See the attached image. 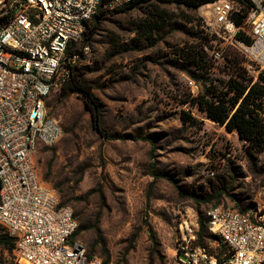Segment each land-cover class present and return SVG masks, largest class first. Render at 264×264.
<instances>
[{"label": "rangeland", "instance_id": "374dc122", "mask_svg": "<svg viewBox=\"0 0 264 264\" xmlns=\"http://www.w3.org/2000/svg\"><path fill=\"white\" fill-rule=\"evenodd\" d=\"M209 5L142 7L103 21L81 65L92 71L104 130L113 139L94 131L82 98L64 96L59 84L46 100L48 116L61 124L63 135L37 151V172L86 227L76 240L103 262L173 264L182 222L196 224L198 213L216 203L199 205L195 198L218 188L228 191L220 203L264 207V154L253 153L199 106L207 87L225 91L222 84L233 75L227 60L239 57L227 51L226 60L212 59L215 43L203 23ZM155 11L163 19L149 16ZM147 17L167 27L151 40L135 41L133 21ZM203 37L209 40L205 64L189 68L193 79L179 52L199 46ZM125 45L132 50L124 51ZM204 245L217 257L227 253L215 239L206 238ZM0 264H18L14 252L0 247Z\"/></svg>", "mask_w": 264, "mask_h": 264}, {"label": "built area", "instance_id": "2783aa9c", "mask_svg": "<svg viewBox=\"0 0 264 264\" xmlns=\"http://www.w3.org/2000/svg\"><path fill=\"white\" fill-rule=\"evenodd\" d=\"M100 1L0 0V228L13 240L18 264H105L89 258L74 239L79 225L72 207L61 205L34 162L41 147L63 135L61 124L48 116L46 100L69 45L82 41ZM249 1L240 25L236 20L243 14L232 0L211 3L203 23L215 43L212 59L236 52L252 87L264 73V0ZM205 217L227 253L217 257L198 245V223L185 220L173 264H264V207L242 214L220 203Z\"/></svg>", "mask_w": 264, "mask_h": 264}, {"label": "trees", "instance_id": "16d2710c", "mask_svg": "<svg viewBox=\"0 0 264 264\" xmlns=\"http://www.w3.org/2000/svg\"><path fill=\"white\" fill-rule=\"evenodd\" d=\"M115 1L116 0L100 1L97 13L88 23L82 41L79 43H71L66 51L65 59L67 62L63 65L65 74L60 75V70L59 75L54 79L55 87L59 84L60 91L64 96L77 95L82 98L85 108L92 116V126L94 131L107 140H111L113 137H110L104 130L102 107L94 94V82L89 78L92 71H90L88 67L81 65L82 61L86 59V54L90 51V45L93 42V39L98 35L103 21L111 14H127L130 11L142 7L157 8L160 6L176 5L184 6L191 10H197L217 0H130L128 3L114 5ZM232 1L237 4L243 14L236 20V23L240 25L244 15H246L247 11L250 9L251 3L249 0ZM109 7L117 9L109 12ZM149 16L163 19V16L157 12L156 15L153 14ZM132 26L134 34L139 37L135 41L151 40L155 33H159L167 27L165 22L160 23L157 20H152L148 17L133 21ZM242 39L247 42L249 41L246 38ZM203 41H200L199 46L191 45L187 50L183 49L179 52V56L184 63L189 64V66L184 68L186 72H189V68L192 67L198 69L204 68L205 59L202 53L203 48L208 44L209 40L206 37H203ZM129 47L130 46L125 45L122 48L124 51L128 52L129 50H132ZM199 47H201L200 50H198ZM236 55L239 56L238 54ZM224 59L226 60V58ZM227 65L233 75H230L229 80L222 84V90L225 91H218L215 87H207L205 95L200 99L197 98L199 100V106L202 112H204L210 120L220 126H224L228 132L237 133L241 140L249 144V148L253 153L257 155L264 154V73L259 77V82L250 87V81L241 67L240 56L238 59L232 58L229 59V61L227 60ZM190 74L191 78H196L191 71ZM183 120L185 122L188 121L186 117H183ZM153 176L155 179L165 178V176L156 173H154ZM167 180L171 181L170 179ZM174 186L178 189V186L175 184ZM227 194L228 191L226 189L218 188L211 195L195 198V201L199 205H205L216 201L214 204L216 205L220 204L221 197ZM61 205L68 204L61 202ZM234 207L242 214L247 213L251 208L243 209L236 202ZM74 218L79 225L78 230L74 234V239H76L80 233L86 230V227L80 222L75 212ZM197 223L198 245L205 247L204 240L206 238L218 241L217 237L208 232L209 225L205 214L202 215L201 213H198ZM0 247H3L9 252H14L15 248L13 240L2 229H0ZM224 248L226 249L225 246ZM87 255L89 258L93 257L89 255L88 252ZM104 263L109 264L108 261Z\"/></svg>", "mask_w": 264, "mask_h": 264}]
</instances>
